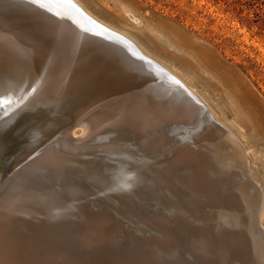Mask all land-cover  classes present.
Here are the masks:
<instances>
[{
  "label": "bare ground",
  "instance_id": "bare-ground-1",
  "mask_svg": "<svg viewBox=\"0 0 264 264\" xmlns=\"http://www.w3.org/2000/svg\"><path fill=\"white\" fill-rule=\"evenodd\" d=\"M71 5L72 12L92 30L95 27L97 33L108 34L124 41L122 34L99 23L93 19L94 16L87 15L88 13L86 14V11L75 3ZM131 16L137 20L134 15ZM97 33L95 35L99 37ZM95 50L94 60L91 59L92 54H83V62L86 61V63L82 65L85 66L78 65L75 60L67 66L65 64L69 70L75 69V72L84 74L83 78L86 77L87 82L80 84L72 81L75 79L74 72L65 71L67 68L60 69L62 64L58 59H49L41 54H21V50L14 54H0V264H25L23 258L31 257L38 252L37 244L43 240L39 236H42L46 224L49 226L54 224L52 229L60 230L59 238L62 240L69 226H71L70 229L76 226L70 225L67 221L71 209L66 205L71 201L72 205L83 211L82 215L86 216V211H89L87 219L74 231L79 249L83 248L85 252L90 253L92 250H97L96 244L117 243L120 231H124L123 226L122 229L120 226L122 223L118 222L120 219L117 221L114 217L110 216V218L109 213L106 214L108 210L102 212L101 208L96 209V213H92L90 206L100 205L96 201L91 203L90 200L86 202L82 200L90 198L86 191L89 186L96 187L105 194L108 192L105 185L99 186L93 180L94 175L91 172L98 169H88L87 167H90L88 165L97 161H106V159L116 161L117 159H112L111 156H123L122 153H125L128 147L136 152L133 157L139 164L161 167L168 175V180H174L179 176L181 182L178 188L181 191L179 202L181 207L182 203H185L189 211L184 215H181L182 212L179 213L178 217L176 216L178 219L171 217L178 224V228L176 227L177 230L179 229L178 239L173 237H176L173 233L166 232L165 235L169 234L166 243L163 245L162 241H159L161 242L159 251L163 252V256L166 252L164 256L166 262L176 259V264H264V204L259 203L255 199L256 196L252 200L246 196V208L243 210L242 205L237 202L235 193L231 191L235 181L233 179L230 181L228 176L222 178L226 176L225 174H229L227 169L242 164H239L234 152L221 151L226 148H222L223 144L215 134L216 131L221 133L220 128L214 124L208 126L211 128L204 127L203 142L196 139L193 141L196 143L199 141L198 146L195 144L196 149L190 148L188 144L186 146L180 144V141H183L182 138L188 135L173 138L167 136L176 127L179 131L184 129L185 127L179 123L193 122L192 119L195 116L198 118L194 121L198 122L194 124V127L205 122V119L202 120L199 116L203 108L200 107L202 101L195 94L197 92L191 89L180 95L178 91L172 92L168 87L157 82L158 85L153 87L155 86L153 81H157L153 70H150V74L148 72L142 74L143 70L147 69L146 63L150 62V68L153 66V60L148 56L143 55L140 58L133 54L113 52L121 56L123 60L119 58L110 62L108 66H101L105 60H102L100 56L104 55L102 51L99 53ZM105 55L111 57L110 54ZM102 69L107 70L108 78L117 77L118 82L116 80L112 86L110 84L104 86L107 79L96 77L89 81V73L96 70L102 72ZM125 71L129 74L127 81L130 80L131 83L124 80L127 83L124 85L126 90L121 93L123 82L120 75ZM104 73L106 75L105 71ZM123 78L126 79V77ZM42 107H49L46 111L51 113V117L39 118L37 122L36 118H30L26 123L21 120L23 112L33 111L37 114ZM204 113H206L205 110ZM214 113L211 112V117L217 116ZM79 128L86 136L84 141L88 147H82L74 140L76 130ZM122 138L129 141L127 140L125 144ZM150 138L154 144L152 146L158 145L160 151L165 154L163 158L159 156L160 160L152 159V163L148 162L152 156L149 153L150 144H147ZM210 142L215 144L213 149L219 150L218 157L223 166L215 162L217 159L211 160L213 165L208 159V157L211 159V154L208 153ZM90 145L92 146L89 147ZM120 148L126 151L120 152ZM139 155L144 160H139ZM224 167L227 171L220 170ZM230 172L233 176L232 170ZM220 179L228 182L229 185L221 184ZM241 180L239 182L243 181ZM59 193L61 197L65 196L63 207H59L61 202ZM120 199L119 195L117 200L120 201ZM255 204L257 206L253 207ZM116 206L123 209L119 203ZM206 207H216L219 210L209 214L210 209L203 211ZM85 208L90 209L85 210ZM34 217H36L35 220H33ZM212 220L217 222L218 227L214 225L215 230L211 229L210 223L209 227L192 225L197 221L208 223ZM60 224L61 226H58ZM31 228L34 235L26 236L25 232ZM153 228L156 230L155 226ZM256 234L259 235L260 240L256 239ZM20 242L27 245L26 249ZM14 243L16 250L11 251L8 248ZM153 249L155 247H152ZM171 255H174V258ZM150 257L153 259V256Z\"/></svg>",
  "mask_w": 264,
  "mask_h": 264
},
{
  "label": "rangeland",
  "instance_id": "rangeland-1",
  "mask_svg": "<svg viewBox=\"0 0 264 264\" xmlns=\"http://www.w3.org/2000/svg\"><path fill=\"white\" fill-rule=\"evenodd\" d=\"M72 3L82 7V10H85L86 14L88 13L87 15L94 16L93 19L124 37V41H122L108 34L97 33L93 27L95 33L99 35V37L95 35L92 38V42L95 43L92 44L96 45L95 47L92 45L93 49H96L95 51L99 53L102 51L103 54H114L113 52L133 54L140 58L143 55L148 56L149 59L153 60V66L150 68V62L146 63L147 69H144L142 74L146 72L150 74V70H153V75L157 78V81H153L155 86L151 84L153 87L163 84L172 92L178 91L180 95L191 89L197 92L195 94L202 101L200 107L203 108L199 116L200 119H205V122L194 127V124L198 122L195 123V119L198 118L195 116L192 119L193 122L179 123L185 127L184 129L179 131L176 127V130H173L175 133L171 132L167 136L173 138L174 136L188 135L182 138L183 141H180V144L185 146L188 144L191 146L190 148L196 149L198 142H203L205 139L202 137L205 134V128H211L208 126L212 124L217 125L221 133L216 131V137L222 142V148H226V150L221 151L234 152L235 158L239 164H242L241 166L235 165L230 169L226 167L220 169L229 170V174H225L226 176L221 175L222 178L228 176L230 181L231 179L235 181L231 191L233 194L235 193L237 202L242 205L243 210L246 208L247 198L252 200L256 196L255 199L264 204V0H72ZM131 15H134L137 20H134ZM109 46L116 49H111L112 47ZM101 73V79H107L104 86L109 84L112 86L116 82L117 77L114 76V79L107 77V70L102 69ZM125 75H127L126 71L120 76L127 77ZM122 80L127 81L125 78ZM139 83L141 84V82ZM125 84L127 83L121 84L124 92L126 90ZM48 108L42 107L39 116L33 114L31 117L36 118V122L39 118L51 117V113L46 111ZM211 112H215L216 114H214L217 116L211 117ZM71 135L74 137L73 134ZM76 137L74 140L82 147H88L84 141L86 136L83 135L82 129L76 130ZM151 138L147 142L148 145L150 144V150H152V152L149 150V153L152 154V156L150 155L151 160H148L149 163L165 156L158 145L155 144L157 147L152 146L154 144ZM119 139L121 140V138ZM195 139L199 140L198 144L193 142ZM110 140L115 143L114 140ZM123 140L125 144L129 141V139L122 138ZM214 145L211 142L210 146L208 145L210 147L208 153L211 154V159L209 157L208 159L211 163V160L214 161L215 159H217L215 162L221 163L218 157V154L220 155L219 150L213 149ZM154 147L156 148L153 149ZM119 150L120 152L126 151L124 148ZM135 154L136 152L128 147L127 151L122 153L123 156H111L112 159H117L116 161L106 159V161H97L87 167L88 169H98L97 171H90L94 175L93 180L99 186L105 185L108 192L105 194L96 187L87 186L86 191L90 198L85 195L88 199L82 201L90 200L91 203L96 201L100 205L98 207L97 204L90 206L92 208L90 211H94L92 213H96V209L101 208L102 212L108 210L105 213H109V217H114L115 220L120 219L117 221L122 223L120 226L121 229L123 226L124 231H120L121 234L117 243L96 244L98 245L97 250H92L90 253L85 252L83 248L82 250L79 249L74 231L87 219L89 211H86V216L82 215L83 211L72 205L73 202L71 201L66 205L71 209L67 221L70 225L76 226L72 229L69 226L61 240L59 238L60 230L58 228L53 230V223L52 226L46 224L42 236H39L43 240L37 244L38 252L36 254L32 252L31 257L26 256L27 260L23 258L25 264H140V262L141 264H167L168 262L164 257L166 252L163 256V252L159 251L161 246L159 241L161 240L162 244L166 243L167 236L171 233L176 235V237L173 236L175 239H178L179 229H176L178 224L171 217H176L181 212L183 213L181 215L187 214L189 207L185 203H182L183 206L181 207V202H179V195H181V191L178 189L181 185L179 176L175 177L174 180H168V175L163 168L154 167L150 164L141 165L134 160L133 155ZM140 156L138 159L144 160ZM91 158L93 157L91 156ZM145 161L147 162V160ZM239 179L242 182H239ZM220 180H222L220 181L221 184L229 185L226 181L224 183L223 179ZM256 182L258 183L255 184ZM80 184L86 188L85 185ZM235 186L242 189L239 188L238 190ZM119 195L120 201H118ZM59 196L61 201L59 207H63L65 206V196L61 197L60 193ZM115 196H118V200ZM118 203L123 206V209L116 206ZM256 206V204L253 205V207ZM90 208H85V210ZM212 208L206 207L203 211L206 212L210 209L208 210L209 214H214L219 210L216 207ZM92 213L90 214L92 215ZM176 218L173 219L177 220L178 218ZM209 223L212 225L211 229L214 228V225L217 226V222L213 220L208 223L197 221L192 225L209 227ZM154 226L156 230H154ZM162 230L164 233L161 232ZM166 232L169 234L165 235ZM25 235L33 236V229L25 232ZM255 236L257 240H260L259 235L256 234ZM175 241L177 242V240ZM20 243L22 246L24 245L22 242ZM26 246L25 244V249ZM152 247L155 249L152 250ZM8 249L16 250L15 243ZM260 254L262 253L260 252ZM150 256H153V259ZM172 257L174 258V255ZM171 260L173 262L169 260L170 264H176V259ZM20 262L22 263L21 259Z\"/></svg>",
  "mask_w": 264,
  "mask_h": 264
},
{
  "label": "water",
  "instance_id": "water-1",
  "mask_svg": "<svg viewBox=\"0 0 264 264\" xmlns=\"http://www.w3.org/2000/svg\"><path fill=\"white\" fill-rule=\"evenodd\" d=\"M69 2L71 5L72 1ZM42 4H48V0H41V3H33L32 0H0V54H14L19 50L26 55L41 54L43 57L61 61V70L74 60L78 65L85 64L83 54H92L91 59L94 60V30L72 12V5L44 7ZM103 55L100 57L105 63H101V66H108L119 58L123 60L118 54H110L111 57ZM68 68L65 71L74 72V83L87 82L82 72ZM100 74L102 73L99 70L92 71L88 75L89 81L96 77L101 78ZM128 79L129 76L126 77ZM121 93H124L123 88ZM23 113L20 118L25 123L32 118L31 115L36 114L33 111ZM39 114L41 110L36 116Z\"/></svg>",
  "mask_w": 264,
  "mask_h": 264
},
{
  "label": "snow or ice",
  "instance_id": "snow-or-ice-1",
  "mask_svg": "<svg viewBox=\"0 0 264 264\" xmlns=\"http://www.w3.org/2000/svg\"><path fill=\"white\" fill-rule=\"evenodd\" d=\"M33 3H41V0H32ZM71 6L69 0H48V4H42L44 7L54 6V7H62V6Z\"/></svg>",
  "mask_w": 264,
  "mask_h": 264
}]
</instances>
